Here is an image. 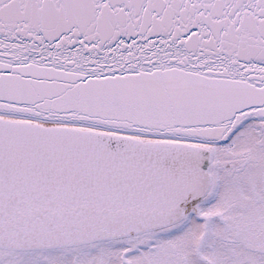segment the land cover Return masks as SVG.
<instances>
[{
  "label": "snow or ice",
  "instance_id": "1",
  "mask_svg": "<svg viewBox=\"0 0 264 264\" xmlns=\"http://www.w3.org/2000/svg\"><path fill=\"white\" fill-rule=\"evenodd\" d=\"M0 264H264V0H0Z\"/></svg>",
  "mask_w": 264,
  "mask_h": 264
}]
</instances>
